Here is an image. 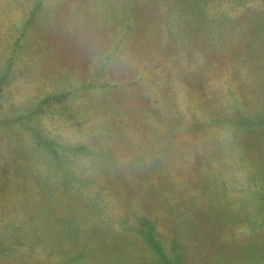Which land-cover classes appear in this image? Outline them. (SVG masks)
<instances>
[{"label":"rangeland","instance_id":"374dc122","mask_svg":"<svg viewBox=\"0 0 264 264\" xmlns=\"http://www.w3.org/2000/svg\"><path fill=\"white\" fill-rule=\"evenodd\" d=\"M170 6L179 7L188 54L205 59L208 80L204 88L172 90L179 99L167 107L188 121L185 131L169 132L171 153L162 145L154 161L146 144L157 136L152 124L161 109L154 108L165 106L155 77L166 67L152 49L156 32L143 41L156 10L159 16ZM207 97L215 129L201 119ZM189 118L197 120L192 132ZM163 124H156L161 132ZM204 125L209 156L195 141ZM44 140L56 141L59 158ZM88 201L104 211L99 205V221L87 219L93 233L85 251L86 236L73 232ZM109 217L119 229L161 217L157 235L183 254L181 264H264V0H0V239L22 226L15 245L26 254L19 261L9 250L0 264L161 263L139 233L113 234ZM78 248L83 259L75 258Z\"/></svg>","mask_w":264,"mask_h":264},{"label":"trees","instance_id":"16d2710c","mask_svg":"<svg viewBox=\"0 0 264 264\" xmlns=\"http://www.w3.org/2000/svg\"><path fill=\"white\" fill-rule=\"evenodd\" d=\"M111 7L110 8L113 10V14H116V15H118V17H120L121 11H119L113 4H111ZM178 8L179 7L170 6L169 12H166L165 9L159 10V11H162L161 15H159V16H156L158 13L156 10V13L153 16V19L150 22H148L147 28H145L147 30V32H145L146 37L143 41L144 45L146 46V44L151 43L152 39L154 38V37L151 38L152 33L156 32V34H155L156 40L153 44V45H155V47L152 49L155 51V53H157L161 57H163V58H161L162 60H159V61L161 62L162 66L166 67V70L164 73L159 74V75H157V77H155L156 86L160 87V85H161V87H162L160 89V91H158V93L156 92V95L158 97L157 101L159 102V104L164 103L166 107L159 105L158 109L155 106H154L155 107L154 109L155 110L161 109V111H162L161 115H160L161 111L160 110L158 111L159 112L158 117H157V120H155L156 124L157 123L160 124V123H162V121H166L167 124H163L165 126V128H163V129H165V131L161 132L159 127L155 123H153L152 127H155V132L157 133V136L155 138L149 137L148 143L146 144V146L150 148V153L153 156L150 153L149 154L151 155L152 160L154 159V161L162 158V156H160L159 154H156L158 152V150H160V149H158V147L159 148L163 147L162 145H164V146L167 145V149L169 150V154L171 153L172 148H170V144H169L170 140L167 139L169 132L173 131L176 135V134H179L178 133L179 131L180 132L185 131L184 124L186 125L187 124L186 121H188V119L185 120V119H181V118L177 117V116H179L178 110H175V113L177 116L173 112H171L170 108H168L166 105L167 104L166 101H168L169 98H170V101H172V98L173 99L176 98V104H177V101L179 99L178 93L185 90V87H187V86L198 87L199 86V87L204 88V84H206V82L208 80L207 79L208 70L204 74V70H206L205 66L207 65V62L205 61V59H202V61H200L199 59H197L198 56H195L194 58H192L193 54H188V52H190L191 49H188L189 47H188L187 42H186L187 39L185 37H183V33H184L183 29L184 28L181 26L183 24V22L178 21V19H183V18L182 17H178V18L176 17V11H178ZM112 10L110 12H112ZM165 22H166V24L169 23L165 28L166 31L164 30V26H163L164 25L163 23H165ZM179 27H182V31ZM165 32H166V34H168L167 32H169V35L168 36H162V37L159 35L160 33H165ZM144 51H147V49ZM127 58L131 60L130 57H127ZM202 70H203V72H202ZM201 74L202 75L204 74V76H199ZM156 78L161 81L160 84H158ZM156 86H155V88H157ZM150 90H151V88H149V90H147V91L149 92ZM172 90L174 93L175 92H178V93L174 94V93H172ZM171 95H172V97H171ZM210 95H213L212 91H210ZM52 99H53V97L47 98L44 101L40 102V104L32 110L34 112L33 114L35 115L36 114L35 112H37L41 106L43 107V104L45 102H49ZM210 99L211 98H208L206 100V102L203 103L205 115L202 116L201 119H204L205 123L210 122L211 127L215 129V121L213 119V117L215 116V114H214L215 109L210 104H206L207 102L210 101ZM54 100H56V102L58 104H62L59 102L60 98L54 97ZM109 103L111 105H113L111 101H109ZM113 106L118 107L117 111L121 110V107L118 106L117 104H114ZM186 113L189 115V113H190L189 110L180 112V116L185 118L188 116ZM173 114L175 115L176 119L173 118ZM144 115L145 114H142V116H144ZM208 115H211L212 118L208 117ZM230 115L231 114L226 115V118L229 119L228 121L230 123L244 124V123H238L236 121V116L230 117ZM136 116H137V114L133 118H135ZM190 116L194 117L192 115H190ZM189 119H190L191 123L193 124V126L190 127V131L192 132L193 130L197 129V128H195L196 124H194L195 122H197V120L192 119V118H189ZM199 121H201V120H199ZM175 122H178V123H175ZM171 124H173V125H171ZM174 125L176 128H180V129L176 130L177 132L174 130ZM200 131L203 134V139L200 140L197 138L196 140L195 139L194 140L202 146L201 151H203L204 153L207 154V156H209V155H211V154H209V152H211L212 149L206 150V148H204V145H207L209 143V140H210V137L208 136V128H206V125H204L203 127L200 126ZM208 137H209V139L206 140V138H208ZM165 141H166V143H165ZM42 143H43L44 149H46L55 158H59V153L57 151L58 149H56V146H53V144L56 145V141L51 142V140L50 141L44 140ZM192 147H194V146H192ZM34 149H38V148H34ZM82 149H85V147H83ZM146 151H148V150H146ZM195 153H197V152H195ZM48 168H52V167L48 166ZM53 169L50 172V173H52L51 179L56 178V173L58 170L56 167H54ZM67 173H69V177L71 178V181L68 182V185H69L73 181L72 180V173L70 171H67ZM69 177H68V179H69ZM88 202L89 203L87 204V206L90 205V210H87V209L86 210L89 211V214L86 212L81 213L80 220L77 221L78 224H76L74 222L75 225L79 226L80 229L79 230L76 229L77 232H75V231L73 232L74 233L73 236L76 235V237L78 236V238H80V237L82 238L83 236H86V239L79 243V245H81L82 247L85 246V251L90 249L89 243L91 242V237L89 238L88 235L91 236L93 233V232L92 233L88 232V230H87L88 227L86 228L87 223H88L87 219L89 216L90 217L92 216V218L95 219V221L97 220L96 222H98L100 214H98V211L96 210L95 207H98L99 205L102 207V204L100 201H98V202L88 201ZM91 206H92V208H91ZM100 206L98 208L101 210V212L104 211L103 207L101 208ZM171 212H172V210H170V212L167 214H170ZM176 212H178V210H176ZM130 216L134 218L133 214H131ZM73 219L75 220V218H73ZM149 219H152V218H149ZM157 221L159 223L160 221L162 222L163 220L161 219V217H158L157 220L153 219V222L150 221V222L145 223V224L140 223L139 220L137 221V222H139L137 224L134 221H126L123 223V225H121V227H120L121 229H119V228H117V227H119L117 222L114 221V219L112 217H109V221H108L109 223L108 224L110 227H112L111 232L113 234H115V233L118 234L121 240H123V236H122L121 232H124L122 230H125L126 234H128L129 232H132L129 235H132L136 238H137V233H139V236L141 239L145 238L147 240H150L152 245H154L156 247V250H157L156 256L153 257V259L157 260V262H161L162 264H181V262H183V258H184L183 254L180 252L181 255L178 256L176 249H173V248L172 249L169 248V250L166 249L168 247L166 246L165 242L164 241L162 242L159 239L157 232H156V228L154 226V224H156ZM133 223H135V224H133ZM104 224H105V222L102 221L101 225H104ZM101 225L98 224L95 226V228H99ZM183 226L184 225H182V227ZM84 227H85V229H84ZM182 227L180 229H183ZM143 228L149 229V230L147 232H145V230ZM22 229H23L22 226H19L17 228L14 227V229L10 230V231H12L11 233H8V234L4 233L5 235L3 236L2 239H0V257H3L5 259L9 260L10 255H12V254H10V252L12 251L13 253H19V258H18L19 261L24 260V258L26 256L25 252H23L21 249H19V247H17L18 245L17 246L15 245L16 242L19 243V240L25 236V234L20 233V231ZM62 233L65 234L64 235V237H66L65 239H70V236L66 235V231H63ZM11 237H13V239H11ZM76 237H74V238H76ZM173 237H174L173 241L175 243L173 241H171L170 243H173L176 246H178L177 244H180V239L176 235H174ZM30 240L33 242L32 239H30ZM104 240H103V242H105ZM30 246H32V243L30 244ZM99 247L100 246L96 245V244L91 246V248H92L91 253H93V254H91L90 256L95 258L96 261L99 260V258H100L99 255H100L101 251H98ZM32 248L31 247L29 248V249H31L29 251V253H31V254L34 252V250H32ZM9 250H11V251L9 252ZM85 251H84V248H78V252H77L78 254H77V256H75V258L83 259ZM94 252H96V253H94ZM22 255H25V256L23 257ZM14 257L16 258V256H14ZM110 257H112V255ZM120 258H123V257H120ZM149 260H150V258H149ZM89 262H91V261L88 260L87 262H83V264H89ZM161 263H158V264H161Z\"/></svg>","mask_w":264,"mask_h":264}]
</instances>
